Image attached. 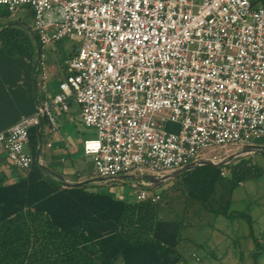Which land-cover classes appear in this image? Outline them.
<instances>
[{"label": "built area", "instance_id": "1", "mask_svg": "<svg viewBox=\"0 0 264 264\" xmlns=\"http://www.w3.org/2000/svg\"><path fill=\"white\" fill-rule=\"evenodd\" d=\"M0 5L12 15L30 10L40 48V111L0 133V148L15 170L26 171L33 162L26 151L29 132L42 115L56 133L55 108L67 113L71 103L79 107L84 127L95 132L83 144L93 177L108 181L134 173L164 177L200 161L205 150L245 149L264 138L260 0H0ZM66 38L81 46L64 62L59 93L48 97L42 49ZM136 196L139 202L161 200L145 188Z\"/></svg>", "mask_w": 264, "mask_h": 264}, {"label": "trees", "instance_id": "2", "mask_svg": "<svg viewBox=\"0 0 264 264\" xmlns=\"http://www.w3.org/2000/svg\"><path fill=\"white\" fill-rule=\"evenodd\" d=\"M10 16L6 8L0 12V28L12 25L7 21ZM0 42L8 52L22 53L29 39L12 26L0 32ZM38 145L35 127L29 132L30 168L16 170L12 182L0 174V264H188L180 248L191 239L184 238L183 231L190 219L204 213L214 219L244 221L250 231L246 239L254 243L253 264H261L264 248L256 235L257 220L250 206L234 211L232 204L234 191L246 180H261L264 171H234L229 182H219L210 173H199L200 169L185 172L183 216L163 220L162 197L157 203L127 202L102 192L94 183L68 186L63 174L37 163ZM74 176L78 181L79 173ZM194 206L199 209L189 216L188 207ZM206 245H196L197 251Z\"/></svg>", "mask_w": 264, "mask_h": 264}, {"label": "rangeland", "instance_id": "3", "mask_svg": "<svg viewBox=\"0 0 264 264\" xmlns=\"http://www.w3.org/2000/svg\"><path fill=\"white\" fill-rule=\"evenodd\" d=\"M16 19L21 20V23L26 29L33 27V18L28 9H22L16 14ZM25 29V28H23ZM81 46V43L74 38H66L59 43L53 44L47 49H42L46 62L51 70L49 75V88L52 83L59 82L64 76V70L59 68L60 64L71 56L74 51ZM170 131L175 129L169 126ZM62 136H71L77 144V148L83 144L87 139L94 138L95 132L92 129H87L81 124L69 125L62 129ZM60 137H58L59 139ZM42 153L43 157L47 153L46 143L47 137L43 135ZM57 139L54 140V143ZM253 147L262 148L260 152L243 154L241 157L232 159L228 164L222 166L203 165L195 169H200L199 173H210L217 177L219 182H229L234 178V171L244 170H262L264 171V138L256 140ZM26 151L30 153V148ZM49 151V150H48ZM53 151V150H50ZM244 147L213 148L203 151L200 154V160L210 161L215 159L219 164L221 160H227L236 154L243 153ZM217 165V164H215ZM90 163L85 165L84 176L87 180H93V170ZM195 169L191 170L194 171ZM53 170V169H52ZM224 170L226 177H218V174ZM184 174V173H183ZM183 174L167 180L161 186L147 189L150 194H160L162 197V207L160 210V217L163 220H179L183 216L184 197L183 190ZM202 175V174H201ZM141 178L139 174L128 175L126 179H118L114 181L104 180L100 183H94L99 186V190L107 192L116 198L133 202L137 199V192L141 190L138 179ZM145 185H149L145 181ZM175 186V187H174ZM148 188V186H146ZM145 188V189H146ZM250 206L249 212L257 220L256 235L260 236V243L264 248V178L261 180H246L233 193L232 210L245 211ZM196 206L188 207L189 216L192 215L193 210H198ZM188 216V217H189ZM189 227L183 231V237L191 239V242L185 241L180 248V252L187 259L188 264H253L252 255L255 252L254 243L248 238L250 233L247 224L242 220L234 222L226 221L223 218L214 219L204 213L200 218L190 219L188 221ZM240 239L238 244H233V240ZM207 245L197 251L196 245ZM212 254L215 258H212ZM264 264V257L260 261Z\"/></svg>", "mask_w": 264, "mask_h": 264}, {"label": "crops", "instance_id": "4", "mask_svg": "<svg viewBox=\"0 0 264 264\" xmlns=\"http://www.w3.org/2000/svg\"><path fill=\"white\" fill-rule=\"evenodd\" d=\"M4 8L5 7H0V12H3ZM16 14H11L10 18L7 20L8 22H11L12 25L5 24L0 28V32L13 26L15 29L19 30L23 36H26L29 39V44H27L25 51L22 53H10L2 47L0 42V133L8 131L23 118L32 117L39 113L40 102L43 100V95L39 90L40 76L38 73L37 60L38 49L40 52V48L37 45V38L35 39L33 37L32 33L34 35L35 33L33 32L32 28L26 29V27H24V25L21 23V20L16 19ZM30 14L32 15L31 12ZM22 38L25 39L24 37ZM73 54L71 56H73ZM71 56H69V58ZM59 68L64 70V76L61 81H54L49 88V75L51 71H54V69L51 70V67H49L46 62L48 97H53L59 93V86L65 79L66 69L64 63H61ZM35 79L37 80L36 93H34ZM55 113L59 126L58 132L53 133L46 120L41 127L43 135H46L47 137V153H45L43 157L42 136L41 145L40 143L38 145V149L40 148V163L43 166L53 169L56 173L63 174L65 182L67 183L84 182L87 180L85 179L83 173L85 170V165L90 163L93 167L92 161L83 154L84 142L80 148H77V144H75L71 136L61 135L62 129L68 127L69 125H76L79 123L84 126L81 120L80 109L77 105L71 103L69 112L64 113L55 108ZM58 137L60 138L58 139ZM56 139L57 142L54 143V140ZM9 164L10 163L8 162L6 154L0 148V174L5 173L8 175L10 179L9 181L12 182L16 180L18 172H16L13 167H9ZM76 173H79V177L77 179L78 181H76L74 178ZM145 181L147 180L143 179L144 183H146ZM147 182L149 185H139L150 187V182Z\"/></svg>", "mask_w": 264, "mask_h": 264}, {"label": "water", "instance_id": "5", "mask_svg": "<svg viewBox=\"0 0 264 264\" xmlns=\"http://www.w3.org/2000/svg\"><path fill=\"white\" fill-rule=\"evenodd\" d=\"M33 37L36 39L35 35L32 33ZM39 57H40V52H39V49H38V60H37V66H38V62H39ZM36 90H37V80L35 79L34 80V93H36ZM45 122V116L42 115L41 117V120H40V125L38 126L37 128V134H38V139H39V143L41 145V127L42 125L44 124ZM262 150V148H259V147H246L243 151L244 154H251V153H256V152H260ZM235 156L229 158V159H225L224 161H222L221 163L215 165L213 164L211 161H206V160H200L198 162H195V163H191L187 166H185L184 168L170 174V175H167V176H164L160 179H155L154 177H151V176H145L144 178L150 182V187L146 188L145 185H139L140 188H146V189H153V188H156V187H159L161 186L164 182H166L167 180H170V179H173L179 175H181L182 173H185V172H188V171H191L195 168H197L198 166H203V165H212V166H222L224 164H228L232 159H234ZM36 161L37 163L42 166V164L40 163V148L38 149L37 151V154H36ZM128 178V176H122V177H119L115 180H118V179H126ZM105 179H101V178H95L94 180H91V181H84V182H78V183H67L65 182L68 186L70 187H83L85 185H88L90 183H100V182H103ZM156 185V186H155Z\"/></svg>", "mask_w": 264, "mask_h": 264}, {"label": "bare ground", "instance_id": "6", "mask_svg": "<svg viewBox=\"0 0 264 264\" xmlns=\"http://www.w3.org/2000/svg\"><path fill=\"white\" fill-rule=\"evenodd\" d=\"M239 154H241V153H239ZM239 154H236V155H239ZM144 177H145V176H141V178L138 179L137 182H138L139 184H146V183L143 182V179L146 180ZM151 177H153V176H151ZM154 178H155V179H160V178H162V177H155V176H154Z\"/></svg>", "mask_w": 264, "mask_h": 264}]
</instances>
